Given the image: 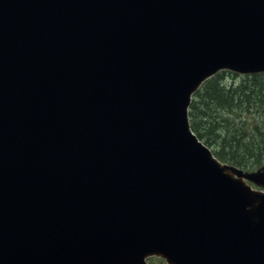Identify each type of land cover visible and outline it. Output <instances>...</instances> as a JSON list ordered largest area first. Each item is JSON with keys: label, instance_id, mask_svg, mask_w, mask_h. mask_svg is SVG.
Instances as JSON below:
<instances>
[{"label": "water", "instance_id": "water-1", "mask_svg": "<svg viewBox=\"0 0 264 264\" xmlns=\"http://www.w3.org/2000/svg\"><path fill=\"white\" fill-rule=\"evenodd\" d=\"M224 67L264 0H0V264H264V173L188 124Z\"/></svg>", "mask_w": 264, "mask_h": 264}, {"label": "trees", "instance_id": "trees-1", "mask_svg": "<svg viewBox=\"0 0 264 264\" xmlns=\"http://www.w3.org/2000/svg\"><path fill=\"white\" fill-rule=\"evenodd\" d=\"M196 94L190 111L192 127L201 138L206 137L208 143H210L208 136L220 134L218 138L223 144L217 151L219 157L238 165L248 166L246 162H242L246 161L245 157L253 155V144L249 147L248 143H243L248 132L251 137L261 138L258 151L264 152V124L249 123L245 120L235 123V117H231L233 108H243L244 111L264 117V73L246 76L245 79L238 81L211 79ZM219 109L226 112L222 113ZM230 113L231 116H226ZM219 115L227 118L225 124L228 126L223 130L225 134L218 132ZM238 147L241 148L240 151ZM247 150L249 153L245 152Z\"/></svg>", "mask_w": 264, "mask_h": 264}, {"label": "rangeland", "instance_id": "rangeland-1", "mask_svg": "<svg viewBox=\"0 0 264 264\" xmlns=\"http://www.w3.org/2000/svg\"><path fill=\"white\" fill-rule=\"evenodd\" d=\"M239 78V77H238ZM241 79V78H240ZM228 81H231L230 79H228ZM220 111V109H219ZM220 112L225 113L226 110H221ZM233 115L231 116L230 114H226V116H231V117H235L234 122L238 123L241 120H245L248 121L249 123H254V122H258L260 124H264V117H262L261 115L258 114H253V113H249L247 111H244L243 108L241 109H232ZM249 115V116H247ZM219 119L220 124L218 125V128H220V130H218V132L225 134L224 133V129H226V127L228 126V124H225V121L227 120L226 117L223 116H217ZM230 125V124H229ZM249 134V132H248ZM248 134H246L245 140L243 141V143H248L249 147L253 144V155H249V157H245L244 159L246 161H242V162H246L248 164V167L252 168V169H256V168H260V170H262V168H264V152H259L258 149L261 146V138L257 137H251ZM217 135V136H216ZM216 135H211L208 136L209 140H210V146H212L213 148H220L222 146V142L221 140L218 138V136L220 137V134L216 133ZM248 135V137H246ZM239 151L241 150L240 147ZM247 153H249V150L245 151ZM241 153V152H240ZM257 162V163H256ZM229 163V162H228ZM154 264H159L161 263L159 259H152Z\"/></svg>", "mask_w": 264, "mask_h": 264}]
</instances>
